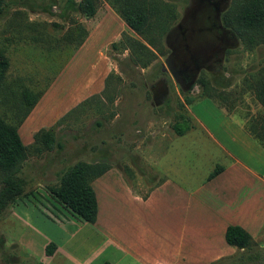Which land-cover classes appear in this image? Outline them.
<instances>
[{"label":"rangeland","instance_id":"1","mask_svg":"<svg viewBox=\"0 0 264 264\" xmlns=\"http://www.w3.org/2000/svg\"><path fill=\"white\" fill-rule=\"evenodd\" d=\"M5 1L8 12L0 18V51L6 56L8 67L3 78L8 89L11 86L16 90L14 96L7 91V99L0 96V115L7 121L17 123L25 111L19 107L18 97V92L24 87L36 92L39 98L50 89V100L56 102L84 74V68L86 70L89 66L87 63L95 57L94 51L102 50L114 64L108 73L109 83L100 93L89 96L83 105L77 104L84 97L65 103L66 111L73 106L76 108L56 124L57 138L63 142V148L55 146L50 151L31 152L23 161L20 175L28 185L24 192L39 180L45 185L58 183L62 173L78 161L104 160L110 165L133 163L141 171L146 170L143 175L148 183L140 188L145 193L149 183L156 181L159 175L156 169L159 161L148 157V154H155L152 151L162 133L168 136L163 142L167 145V156L163 160L171 175L174 176L175 171L181 168L178 169L181 172L179 178H190L187 181L190 185L202 183L215 168L228 164L230 157L203 135L205 133L197 125L189 107L194 105L206 117L214 114L218 118L219 110L214 109L213 112L206 107L211 104L207 102H215L248 132L251 123L259 125L264 120V105L254 88L255 81L264 71V39L255 36L250 41L236 36L224 15L233 6V0L223 1L218 17L232 41L215 40L218 47L215 54L203 64L189 86L181 85L173 78L165 59L171 49L169 42L179 31L177 24L184 14H190L193 0H157L163 3L160 8L165 12V29L160 42L163 51L156 52V57L145 64L138 61L136 65L130 63V59L128 61V48L124 49L123 44L112 45L113 40L125 42L124 34L144 40L119 14L118 9L123 7L121 1L97 0L96 11L90 16L72 8L70 0ZM114 16L123 22L121 31L115 26ZM194 17L199 22L196 26H205L201 11L196 9ZM213 33L221 35L218 30L200 32L208 38L213 37ZM89 34L87 43L94 51L86 57L84 67L83 52H77L80 45L76 44ZM120 66L123 69L131 66L133 75L130 71H121ZM203 81L215 89L209 96L200 93ZM179 101L184 108L178 104ZM180 114L189 115L190 123L194 124L183 135H177L173 128ZM16 202L11 203L0 216V264H38L24 244L39 237L35 228L26 227L14 219ZM38 215L41 213H35L34 220L30 222L35 221ZM35 226L41 227L39 224ZM259 250L249 264H264V247ZM245 262L238 250L216 264H248Z\"/></svg>","mask_w":264,"mask_h":264},{"label":"crops","instance_id":"2","mask_svg":"<svg viewBox=\"0 0 264 264\" xmlns=\"http://www.w3.org/2000/svg\"><path fill=\"white\" fill-rule=\"evenodd\" d=\"M113 18L121 31L122 20ZM89 38L90 34L77 50L83 52L84 67L94 51ZM94 52L84 74L62 98L52 102L48 89L31 108L18 126L24 144L64 115L66 102L103 90L114 64L102 50ZM207 103L213 112L219 110L218 118L206 117L194 105L189 110L203 135L230 157L217 174L193 185L187 183L190 178L178 177L181 168L171 175L163 160L168 136L162 133L154 145L157 151L148 154L159 161V175L145 193L140 188L148 183L146 170L133 163L113 164L93 179L98 204L93 223L66 206L43 181H36L15 199L13 211L15 220L38 233V240L24 244L33 259L38 264H216L239 250L243 261L252 263L264 247V147L223 107ZM35 210L41 215L30 222ZM229 224H239L251 234L252 248L227 243ZM20 242L24 243L21 238Z\"/></svg>","mask_w":264,"mask_h":264},{"label":"trees","instance_id":"3","mask_svg":"<svg viewBox=\"0 0 264 264\" xmlns=\"http://www.w3.org/2000/svg\"><path fill=\"white\" fill-rule=\"evenodd\" d=\"M117 1H121L123 4V7L118 9L121 17L127 25L139 33L144 40L129 34H124L126 35L125 42L124 40H115L112 42V45L117 47L119 44H123L122 47L124 49L128 48L130 51L128 54V61L130 59V63L136 65L138 61H141V63L145 64L147 61L156 57V52L163 51L161 39L163 30L165 29V12L160 8L163 3L157 0L149 2L146 0ZM96 2L97 0H80L79 2L70 0L72 8L74 7L88 16L95 13L97 6ZM232 4L233 6L230 10L226 11L224 15L227 24L231 25L236 36L250 41H252L255 36H261V38L264 39V0H233ZM7 5L5 0H0V18H4L5 15H7ZM85 31L84 28V32ZM83 39H79L76 45H80ZM119 65H121L120 61ZM7 67L8 60L4 53L0 51L1 99L7 96V91H9L8 94L10 96H14L16 91L11 86L8 89L7 84L4 82L3 77ZM131 69V66L130 69H123V67L120 66L121 71H130L132 74ZM107 77L104 87L109 83ZM203 84L204 86L200 92L201 94L209 96L215 91L214 87L207 81H203ZM254 88L256 96L264 105V71L255 81ZM18 93V97L20 98L19 107L25 108L19 121L17 123H11L0 115V216L10 204L28 188L25 178L20 175L23 161L27 159L31 152L40 153L43 150L50 151L54 149L55 146L58 149H62L64 144L57 138L56 124H58L67 113L76 108L75 106L68 110L52 125L38 129L34 132V140L30 144H24L20 137L18 126L35 105L39 96L36 92L31 91V89H25V87ZM85 99L77 105H83ZM178 104L184 108L182 102L179 101ZM193 125L194 124L190 123L189 115L180 114L174 122L173 128L176 134L180 135L184 134L193 127ZM250 125L251 130L249 129V133L264 147V120L260 122L259 125H257V122H253ZM110 166V163L104 160L94 162L78 161L70 165L62 173L58 183L47 184L46 186L66 206L70 207L86 221L93 223L96 221L98 204L92 181L94 178L104 173ZM222 167L223 166L220 165L215 168L208 175V178L217 174ZM225 239L227 243L235 245L238 249L252 248L253 239L251 234L239 224L227 225Z\"/></svg>","mask_w":264,"mask_h":264},{"label":"flooded vegetation","instance_id":"4","mask_svg":"<svg viewBox=\"0 0 264 264\" xmlns=\"http://www.w3.org/2000/svg\"><path fill=\"white\" fill-rule=\"evenodd\" d=\"M223 1L225 0H193L190 14H184L177 24L179 31L173 35V41L169 42L171 49L165 63L179 84L189 86L193 83L196 73L215 54L218 48L215 46L217 38H222L225 43L232 41L228 37V30L218 21ZM196 9L202 12L205 26H196L199 23L194 17ZM204 30L208 33L218 30L221 35L213 33L214 38H208V35L200 34Z\"/></svg>","mask_w":264,"mask_h":264}]
</instances>
